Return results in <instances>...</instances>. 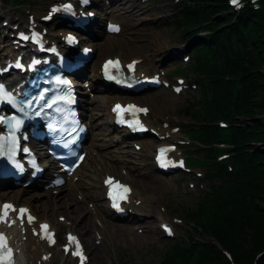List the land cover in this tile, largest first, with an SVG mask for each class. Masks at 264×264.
<instances>
[{
    "label": "trees",
    "instance_id": "obj_1",
    "mask_svg": "<svg viewBox=\"0 0 264 264\" xmlns=\"http://www.w3.org/2000/svg\"><path fill=\"white\" fill-rule=\"evenodd\" d=\"M192 1L195 7L183 9V18H176L177 30L191 35L194 28L209 29L212 51L205 53L199 48L191 65L197 75L209 78L211 90L204 95L200 109L191 110L190 115L208 123L217 118L232 119L233 126L222 137L236 147V166L242 170L245 166V171L241 182L212 189L211 203H198L186 212L196 221L194 232L209 236L218 246L211 240L197 242L191 237L185 251L174 247L160 264H250L256 253L264 252V120L259 118L264 112V0L262 10L245 8L233 23L226 0ZM197 46L205 47L200 42ZM209 127L204 133L206 143L217 139L216 127ZM211 153L208 163L213 160ZM258 264H264V253Z\"/></svg>",
    "mask_w": 264,
    "mask_h": 264
},
{
    "label": "rangeland",
    "instance_id": "obj_2",
    "mask_svg": "<svg viewBox=\"0 0 264 264\" xmlns=\"http://www.w3.org/2000/svg\"><path fill=\"white\" fill-rule=\"evenodd\" d=\"M38 1L40 0H23V3L26 5L25 8L23 7V5H21L19 7L7 6L3 9L11 17L19 18L22 17L24 11H30L31 9H44L45 7H42L38 3ZM130 4L131 3H128V5L123 8L126 9L127 6H130ZM175 11L176 9L175 7H173L171 0H154V2L148 5L145 10L137 8L135 11V15L130 21L125 17L118 16V14L122 12L116 13V17L118 18L117 20L123 22L125 26V32L120 38H111L112 41H115L117 43V46L113 50L105 51L102 56H111L113 54H117L119 56L121 55L124 60H128L129 57L132 55L134 56L137 54H143L144 56H148L149 49L152 46L157 47L163 44H165L166 46L167 44L168 46L169 44H179L183 47L186 46L190 40H187L186 38H182V40L178 41L175 40L178 36V33L175 29ZM154 37L156 38V40H158L157 45H154L152 43L151 38ZM122 52H124V54ZM160 52H162V50H160ZM185 52H187V50H183L181 53ZM97 53L98 51L95 50V54ZM188 54L191 55V60L189 62V64H191L193 54L191 51H188ZM95 58L96 55L94 56L93 61H97V59ZM175 66L179 69L184 68L187 65L182 64L181 57L179 56L178 62L175 64ZM185 77L187 78V82L194 81L193 75L190 72ZM159 96H165L169 103L166 105H164V103L160 104L155 98ZM197 96L198 88L195 92L190 91L179 98H174L171 94L167 93L166 91L160 90L154 91L151 94L137 96L134 98V101L148 105L150 108L154 109L157 112V115L159 117L164 118L168 116L170 119H174V124H180L181 127H184L185 125H189V121L188 118H184L182 116V113L185 111L186 108H188L192 104L193 100ZM115 98L117 97L105 91H95L94 100L99 99L98 101L103 103V105L105 106L107 100ZM95 113L97 116L98 114L101 115L102 118V115L105 113V111L100 112L97 110L95 111ZM100 122H104V115L103 120H101ZM105 129L106 128L103 124H98L94 128V131H91V133H93V135L98 138H102V135L100 136L99 134L103 133ZM108 137H105V143ZM113 137L114 135H111L109 139ZM146 141L151 143L149 139H144L141 141V143H139L142 146V152L140 156L136 155V153L131 154L132 150L130 147L131 145L129 143H127V146L123 145V147H115L110 150L100 151L102 158L104 156L108 157L109 155H112L115 157L113 160H116L117 157H120L121 160H124L126 159L125 155H127L126 167L131 176V183L135 187L138 196L151 197L153 199L154 204L152 206V214L147 216V218H144L145 220L141 224L138 223L137 225H133L136 222H119L115 220L111 221L110 218H108L110 224L106 230L107 236L105 237V240L101 245H105L106 249L102 251L103 255H101L99 259H96L95 255L90 254V264H159L170 243H173L170 240L164 239L161 234L157 232L156 226L159 222V217H165L166 215L165 219L168 220L169 217L175 216L181 217L183 220H185V218H183L184 216L182 215L184 211L195 207V204L198 202V196L202 195L205 192H208L209 184H211L212 181L205 180V188L203 190L199 189L198 186L190 190V188H188L187 182L189 180H193L192 178H188L182 175H173L171 177L164 178L163 176L155 174L150 163V150L144 146V142ZM256 147L261 149L263 148V145L256 144ZM123 151L127 152L128 154L123 153ZM109 161L110 160H108L107 162ZM114 165H116L114 168H112L110 171H107L108 174H112L114 170H119L120 164L116 163ZM92 167L93 164L89 162V164L87 165V172L84 173V169H82L84 173L82 177V182L87 183V187L90 192H93V190L97 188L99 181L95 176H91V178L87 177L86 174L92 171ZM95 172H98L99 174L101 173L99 169ZM156 179L162 180L164 182V185L159 186V184H156ZM150 184L155 189L147 188V185ZM32 192L33 190H30L29 193ZM68 192L69 190H64V192L61 193L60 196H64L65 194H68ZM99 194L101 195V192ZM56 196L59 197L58 195ZM74 198H76L75 200H77V197ZM40 202L45 203L43 199H41ZM93 202L90 199H87L84 203L81 204L82 214L80 215V217H82L83 213L85 212L83 211V209L87 208V204L92 203L96 206V204ZM99 204L102 205V202H99ZM50 206L54 207V204ZM160 208H163V210L165 211V215L161 212ZM52 211L53 209H51V212ZM74 211H76L75 215H79V211ZM60 214L63 216L65 215L62 214V212L58 213L57 215ZM57 215L54 214L52 216L53 218H55V216ZM90 217V214L86 215V219H89ZM114 225L127 226L133 228L140 227L139 230L142 231V233H139L140 231L137 233V231L134 230L136 236H118V233L114 231ZM147 226H150L151 230L153 231L148 232ZM176 229L179 232L180 238L184 236L187 231L190 232L191 225L185 220V222H183L182 225ZM89 235V239L86 240L87 237H85L83 238V241L85 243L87 241V248L92 249L93 247H90L91 243H88V241H91L93 239L91 231L89 232Z\"/></svg>",
    "mask_w": 264,
    "mask_h": 264
},
{
    "label": "bare ground",
    "instance_id": "obj_3",
    "mask_svg": "<svg viewBox=\"0 0 264 264\" xmlns=\"http://www.w3.org/2000/svg\"><path fill=\"white\" fill-rule=\"evenodd\" d=\"M113 1L116 2V0H113ZM128 2L131 3L130 6H127L126 9L122 8V11H124L123 12L124 17L126 15H128L129 16L128 19H131L135 15V11L138 7L134 3H132L131 0H129V1L119 0L118 3L121 4V6L125 7V5H128ZM117 11H119L118 8H117ZM6 20L9 21V19H6ZM15 23H17V22H15ZM98 23H99V21L96 20L91 25V27L98 25ZM151 39H152V43L154 45H157L158 40H156L155 37L151 38ZM163 39H165V38H163ZM164 47H165V44L159 45L157 47L152 46L150 48L151 50L149 49V53H150L149 57H144L143 54H137L134 56L133 55L130 56L129 59L130 58H136V57L137 58H144L145 60L142 61V64H141V71L146 72V73H156L157 70L160 69L164 63L174 60L180 52V49H178V48L168 49L167 51L163 52V55H162L161 59L159 60V59H157V56H158L157 54H158L159 50L164 49ZM115 48H116V43L114 41H112L111 39H106L102 43V49L99 47V45H97L96 50L98 51V53L96 54V58H95V59H97V63H98V61H100L99 58H100V56H102L104 54L105 51L113 50ZM184 48L185 47H183L182 49H184ZM122 53L124 54V52H122ZM125 55H127V54H125ZM92 80H93V78H92ZM97 83H98L97 81H94L92 83L93 88H96ZM155 98L160 104L164 103V105H166L169 103L165 96H159V97H155ZM90 105L97 110L104 111L103 109L105 108V111L108 112V106L109 105L105 106V105H103V103H101L98 100L91 102ZM149 110H150L149 114L147 115V118H146V121L148 122V124L151 125L152 127H159L163 133L164 132L170 133V130L168 128L167 129L163 128V124H162L160 118L157 116V112L152 108L151 109L149 108ZM94 128H95V125L94 124L91 125V129L93 130ZM110 130H111V128L109 126H107L105 131L109 132ZM176 136H177L176 134L171 135L170 140H173ZM98 141H99V139L96 138L95 136L90 137L88 145H87L89 154H91V152L93 150L97 151V153L99 154V152H98L99 149H102V148H105L108 146L105 144L104 141H102V143H99ZM144 146L147 148H150L151 144H149L146 141L144 143ZM112 157H114V156H109V158H112ZM89 161L91 163L95 164L94 169H96V167H100L99 170L103 171L101 174H99L97 176V178L99 180L98 186L95 190H93V192L89 191L86 183H75V184H70V186L72 188L69 189L68 194H65L64 196H60V194H59L58 195L59 197L56 196V198L50 196L51 190H47L43 193H39L38 192L39 187H38L35 189L36 192L33 191L32 193H29L30 190H27V189H19V190L14 191L10 194H0V199L1 200L5 199L6 201H13L16 204L28 206L31 209V211L35 213V215L38 218V221H41V220L48 221V222L50 221V224L55 229H57V226H56V223H55L52 215H54L55 213L58 214V213L62 212V214H65V216L67 218H73L72 219L73 228H74L73 230L74 231H83L84 232L83 235H86L89 239L90 228H89V223H88L86 217H84L81 221H78L75 218L78 215H75L76 211H74V210H77L80 213H82V206H81L80 202H78L77 200H75L76 198H74L78 194L83 195L84 201L87 199H90L91 201L95 202L96 207H97L96 210L102 218V220L99 223L103 226V228L109 227L108 224H110V221L106 219L107 216L110 217V214H109L110 212L104 207V205L101 206V204H99V202H101V195L103 198V194H104V188L101 186V179L103 178L104 175H107L106 172H104V171H107L109 169L107 167L108 166L106 163L107 161L102 159L101 156H100L99 161L97 160V158H92V159L90 158ZM117 162H118V160H117ZM110 164H112V162H110ZM112 168L113 167H111V169ZM79 172H81V169L79 170ZM155 183L159 184V186L164 185L162 181H155ZM147 188L155 189L151 184L147 185ZM62 189L63 188H60L61 191H62ZM100 192H101V195L99 194ZM39 198H45V200H44L45 203L39 202L38 201ZM132 199H134L135 201H139V203L141 202L138 206H135L134 201H132V203L129 207V208H132V210L137 214V217H135L134 220H138V217L146 218L147 216H149L151 214L152 205H153V200L151 198L138 196L137 192L133 188ZM53 204H54V207L50 206ZM51 209H53V211H52L53 214L51 212ZM83 211H85V214L89 213V209H87V208L83 209ZM122 220H126V222H128L127 219H122ZM114 229H115L114 231H116V233H118V236L123 235V236L130 237V236L135 235L134 228H131V227L114 225ZM67 230L70 231L69 229H67ZM147 230L149 232H152L150 226H147ZM10 231H11V233H13L12 229ZM88 243L89 244L91 243L90 247L92 248L93 247L92 241H88ZM43 248H44V243L37 242L36 239L31 237L30 235H26V241L23 243L22 251H24V255L27 257L29 264H35L37 260H40ZM104 250H105V246L92 248V252L94 253L93 255L96 256V259H99L101 257V255H103L102 251H104ZM54 255L51 256V259L49 261L44 262V263L41 262V264H51L53 261ZM19 264H22V258H20Z\"/></svg>",
    "mask_w": 264,
    "mask_h": 264
},
{
    "label": "snow or ice",
    "instance_id": "obj_4",
    "mask_svg": "<svg viewBox=\"0 0 264 264\" xmlns=\"http://www.w3.org/2000/svg\"><path fill=\"white\" fill-rule=\"evenodd\" d=\"M83 2L87 3V0H83ZM231 3L237 4L238 0H231ZM110 27H111V30H113V31H117L118 30L115 26H110ZM24 38L27 39V37H24ZM116 63L117 62L108 61L107 64L105 65V68H107L108 65H115ZM0 91H2V86H0ZM177 91H179V89H177ZM130 107H133V106H130ZM120 109H121V106L117 105L113 110L114 111H118ZM139 111H147V110L146 109H139ZM2 119L3 118H0V120H2ZM106 183H111V179H109V181H106ZM118 187L124 188V186H122V185H118ZM121 198H123V197H121ZM9 210L16 211V209H14L12 205H9V204L3 205V212H2V214H0V222H6V218L8 216ZM26 212H27L26 209H20L19 210V213H20L21 217H23V215ZM33 219H34L33 217L29 216L28 217V222L31 223ZM47 227H48L47 225H41V229L42 230H46ZM168 231H169V234H171L170 230H168ZM45 238H47L50 243H54L55 242L54 240H52L51 234H47ZM69 240L70 241H76V238L72 237L71 235H69ZM77 247L79 248L78 243H77ZM74 254L75 255H80L79 251L77 253H74ZM83 259L84 258L81 255V261H83ZM11 261H12L11 249L8 247L7 239L4 236V234L0 233V264H11Z\"/></svg>",
    "mask_w": 264,
    "mask_h": 264
}]
</instances>
